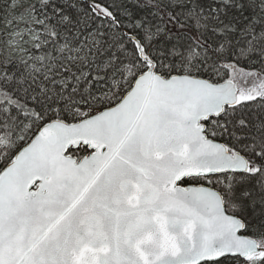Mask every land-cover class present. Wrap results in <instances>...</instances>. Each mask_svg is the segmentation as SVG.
<instances>
[{
	"label": "snow or ice",
	"instance_id": "snow-or-ice-1",
	"mask_svg": "<svg viewBox=\"0 0 264 264\" xmlns=\"http://www.w3.org/2000/svg\"><path fill=\"white\" fill-rule=\"evenodd\" d=\"M0 264H264V0H0Z\"/></svg>",
	"mask_w": 264,
	"mask_h": 264
}]
</instances>
